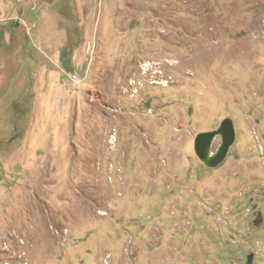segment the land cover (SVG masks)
<instances>
[{
  "label": "rangeland",
  "instance_id": "1",
  "mask_svg": "<svg viewBox=\"0 0 264 264\" xmlns=\"http://www.w3.org/2000/svg\"><path fill=\"white\" fill-rule=\"evenodd\" d=\"M0 22V264H264V0H0ZM227 117L209 167L195 137Z\"/></svg>",
  "mask_w": 264,
  "mask_h": 264
},
{
  "label": "water",
  "instance_id": "2",
  "mask_svg": "<svg viewBox=\"0 0 264 264\" xmlns=\"http://www.w3.org/2000/svg\"><path fill=\"white\" fill-rule=\"evenodd\" d=\"M218 136H221V143L218 149L213 152V143ZM236 139L237 131L234 120L227 117L221 122L219 128L203 131L196 135L195 151L207 166L217 167L225 161Z\"/></svg>",
  "mask_w": 264,
  "mask_h": 264
},
{
  "label": "flooded vegetation",
  "instance_id": "3",
  "mask_svg": "<svg viewBox=\"0 0 264 264\" xmlns=\"http://www.w3.org/2000/svg\"><path fill=\"white\" fill-rule=\"evenodd\" d=\"M35 9H36V6H29L26 8V11H24V7L22 6L19 7V13H18L20 16L19 18L22 19L21 17L23 16L25 19V22H21L17 20L16 24L20 25L24 31L26 30L27 33H30V30L35 29L37 24H41V22L39 21L36 22L37 19H35L34 16H31L32 14H35V11H36ZM6 24H7L6 22H0V49H3V55H2L3 57H6L8 55V52H9L8 47H9V43L11 40V37H10V40L8 42H5V38L3 39V36L11 31L10 27L13 24V22H11L9 25H6ZM26 32H24V36L26 37V40L28 42H26L25 45L27 48H32L31 40H28V35L26 34ZM29 39H30V36H29ZM25 50H29V49H25ZM30 62H34L33 59H31ZM17 72L25 73V75H27L26 72L33 73V67L31 65H21L19 66ZM27 76H28L27 80L29 81L32 80L33 76L31 75H27ZM14 78H16V75L14 76Z\"/></svg>",
  "mask_w": 264,
  "mask_h": 264
}]
</instances>
